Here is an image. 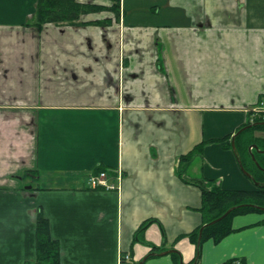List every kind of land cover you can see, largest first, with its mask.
I'll use <instances>...</instances> for the list:
<instances>
[{
    "label": "crops",
    "instance_id": "obj_1",
    "mask_svg": "<svg viewBox=\"0 0 264 264\" xmlns=\"http://www.w3.org/2000/svg\"><path fill=\"white\" fill-rule=\"evenodd\" d=\"M36 1L0 0V264L34 261L39 211L61 264H264V212L235 215L197 261L185 236L202 179L256 188L231 138L264 97V0H79L106 8L42 28L26 24ZM99 167L120 189L89 185Z\"/></svg>",
    "mask_w": 264,
    "mask_h": 264
},
{
    "label": "trees",
    "instance_id": "obj_2",
    "mask_svg": "<svg viewBox=\"0 0 264 264\" xmlns=\"http://www.w3.org/2000/svg\"><path fill=\"white\" fill-rule=\"evenodd\" d=\"M119 7L120 0H113L111 9L116 14L119 13ZM105 8L106 7L96 3L81 2L79 0H37L35 11L26 24L34 25L38 28H42L46 23L60 25L86 24L88 22H83L81 20L82 15L90 12L100 11ZM107 21L108 20H95L90 22L102 24L106 23ZM260 101H264V97H261L258 103ZM248 114V121L240 128L252 123L255 124L244 129L236 136L235 151L236 155L241 159L246 170L252 173L257 181L264 183V170L257 167L255 161L252 159L251 152L249 151V146L252 144H257L259 148L264 149V135L258 134L264 133V123H260L264 121V112L255 113L251 110ZM228 138L231 137L228 136ZM207 142L212 141H202L191 151L180 156L176 172L185 181H187V179L184 178L185 172L196 157L203 156L204 147ZM253 152L255 153L256 159L264 167V153H259L255 149H253ZM246 159L256 166V170H253V168L248 166ZM102 169L104 168L99 167L97 171L100 172ZM198 185L201 189V204L198 210L202 216V223L194 231L185 235L192 243L196 244V261L200 257V250L203 242L208 239H212L217 243L234 231V228L232 227V218L235 215L252 211L264 212L263 209L259 208L264 207V186L256 185V188L251 190L225 189L215 180L207 178L202 179V183ZM233 206L238 207L228 216L214 224L205 225L223 215L230 207ZM203 226L204 228L201 242L198 244L199 230ZM36 236V257L34 261L29 264H61V250L59 242L51 237L49 221L44 216L42 211H39L37 214ZM159 249L163 250L164 247ZM234 263L235 260L232 259L224 264Z\"/></svg>",
    "mask_w": 264,
    "mask_h": 264
},
{
    "label": "water",
    "instance_id": "obj_3",
    "mask_svg": "<svg viewBox=\"0 0 264 264\" xmlns=\"http://www.w3.org/2000/svg\"><path fill=\"white\" fill-rule=\"evenodd\" d=\"M260 123H264V121H263V122H260ZM254 124H255V123H252V124L246 125V126L240 128L237 132H235V133L233 134L232 139H231V143H232V148H233L234 150H236V145H235V139H236V136H237L241 131H243L244 129H246V128H248V127H251V126L254 125ZM253 149H255V150H256L257 152H259V153H264V149L259 148V146H258L257 144H252V145L249 146V151L251 152L252 159L255 161L256 165H257L260 169L264 170V167H263V166L259 163V161L256 159V156H255V153L253 152ZM237 157H238V156H237ZM238 161H239V165H240L241 170L243 171V173H244L246 176H248L250 179H252L256 185L264 186V183H263V182H259V181H257V180L255 179V177L253 176V174L250 173L248 170H246V168L244 167V165H243V163H242V161H241V159H240L239 157H238ZM237 207H238V206L230 207V208H229V209H228L223 215H221V216L218 217L217 219H214V220H212L211 222H209V223H207V224H205V225H211V224H214V223H216V222L222 220L223 218H225L226 216H228L233 210H235ZM259 208H261V209L264 210V207H259ZM205 225H204V226H205ZM204 226L201 227V229L199 230L198 244H200V242H201L202 232H203V228H204ZM170 253H178V251H177L176 249H173V248H172V249L164 250V251L159 252V253L152 252V253H150V254L166 255V254H170ZM145 259H146V257H144V258L139 262V264H143V261H144ZM180 264H184V263L181 261ZM193 264H195V262H194Z\"/></svg>",
    "mask_w": 264,
    "mask_h": 264
},
{
    "label": "built area",
    "instance_id": "obj_4",
    "mask_svg": "<svg viewBox=\"0 0 264 264\" xmlns=\"http://www.w3.org/2000/svg\"><path fill=\"white\" fill-rule=\"evenodd\" d=\"M255 113L264 112V101H260L253 109ZM122 171L121 169H115L111 171H100L97 173L90 174L88 176V183L90 186L97 188V187H104L108 190L112 189H120V184L122 180ZM129 255L125 254L122 255L121 259H128Z\"/></svg>",
    "mask_w": 264,
    "mask_h": 264
},
{
    "label": "rangeland",
    "instance_id": "obj_5",
    "mask_svg": "<svg viewBox=\"0 0 264 264\" xmlns=\"http://www.w3.org/2000/svg\"><path fill=\"white\" fill-rule=\"evenodd\" d=\"M127 10L129 11L130 10V7L129 6H127ZM135 13H136V11H134ZM129 13H132V11H129ZM258 134H263L264 135V133H258ZM264 160V159H263ZM246 161H247V164H248V166L249 167H251V168H253V170H256V166L252 163V162H250L248 159H246ZM196 163H198V158L197 159H195L194 161H193V163H192V166H194V165H196ZM258 167V166H257ZM259 168V167H258ZM193 169V168H192ZM191 169V172H189V174L191 175V176H193L194 175V173L196 174L199 170H197V168H194L193 170ZM194 172V173H193Z\"/></svg>",
    "mask_w": 264,
    "mask_h": 264
}]
</instances>
